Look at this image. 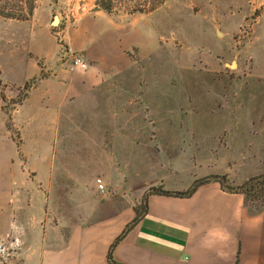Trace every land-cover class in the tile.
<instances>
[{"label": "rangeland", "instance_id": "1", "mask_svg": "<svg viewBox=\"0 0 264 264\" xmlns=\"http://www.w3.org/2000/svg\"><path fill=\"white\" fill-rule=\"evenodd\" d=\"M100 1L0 0L15 16L0 15V209L20 212L18 224L0 215V240L20 248L35 217L65 237L127 220L151 187L264 174V0H165L146 12ZM111 36L116 67L84 86L91 64L75 41L97 52ZM70 52L85 70L71 69Z\"/></svg>", "mask_w": 264, "mask_h": 264}, {"label": "crops", "instance_id": "2", "mask_svg": "<svg viewBox=\"0 0 264 264\" xmlns=\"http://www.w3.org/2000/svg\"><path fill=\"white\" fill-rule=\"evenodd\" d=\"M98 13L101 11L96 10L95 15ZM86 20L89 26L85 31L93 29L90 19ZM119 38L102 41L97 52L88 48L87 39L75 41L74 49L83 50L91 64L84 86L99 87L105 81V71L116 67ZM105 49L108 52H103ZM102 59H108L106 65L100 64ZM0 211L3 224L9 213L15 218L13 224H18V210L9 207ZM122 215L73 225L65 237L57 227L48 226L46 218L41 224L42 216L35 217L14 264H108V248L134 212L127 220ZM0 226L2 234L7 225ZM113 258L123 264H264V207L253 212L245 206L242 194L224 191L214 181L199 186L189 197L150 195L146 214L118 243Z\"/></svg>", "mask_w": 264, "mask_h": 264}, {"label": "trees", "instance_id": "3", "mask_svg": "<svg viewBox=\"0 0 264 264\" xmlns=\"http://www.w3.org/2000/svg\"><path fill=\"white\" fill-rule=\"evenodd\" d=\"M165 0H130L127 4L132 5V12H146V11H154L160 6L163 5ZM113 2L111 0H104L99 2V9H102L106 12H110L112 8ZM34 7V6H33ZM33 7L31 6L29 12H32ZM20 9H22L20 7ZM0 15L6 18H15V16L9 12H5L4 10L0 11ZM17 18V17H16ZM18 19H25V17H20ZM27 89L29 87L35 86V82L31 81L29 84L25 85ZM217 182L220 184L222 190L231 192V193H239L244 197V204L247 207H250L251 203L259 204L253 210V212H257L264 207V174L250 177L247 181L238 185L236 187L228 186L226 182L225 175H209L199 179H195L192 184L185 190L175 191V190H167L162 186L151 187L149 188L140 201L139 206L133 207L134 217L125 224L122 231L114 238L112 243L110 244L106 259L108 264H123L117 262L113 258V251L118 243L124 238V236L138 223V221L146 214L147 212V201L150 195H164V196H175V197H189L191 196L196 189L208 182ZM254 205V204H252Z\"/></svg>", "mask_w": 264, "mask_h": 264}, {"label": "built area", "instance_id": "4", "mask_svg": "<svg viewBox=\"0 0 264 264\" xmlns=\"http://www.w3.org/2000/svg\"><path fill=\"white\" fill-rule=\"evenodd\" d=\"M70 63L71 69L76 70H85L88 66L83 58L79 55H76L72 52ZM97 185L100 191H104V186L102 184L101 179H97ZM20 250V242L17 238H12L9 241L7 240H0V263L1 264H14L16 258L18 257V253Z\"/></svg>", "mask_w": 264, "mask_h": 264}, {"label": "bare ground", "instance_id": "5", "mask_svg": "<svg viewBox=\"0 0 264 264\" xmlns=\"http://www.w3.org/2000/svg\"><path fill=\"white\" fill-rule=\"evenodd\" d=\"M57 22V19L54 21V24Z\"/></svg>", "mask_w": 264, "mask_h": 264}, {"label": "water", "instance_id": "6", "mask_svg": "<svg viewBox=\"0 0 264 264\" xmlns=\"http://www.w3.org/2000/svg\"><path fill=\"white\" fill-rule=\"evenodd\" d=\"M54 20H56V19H54Z\"/></svg>", "mask_w": 264, "mask_h": 264}]
</instances>
